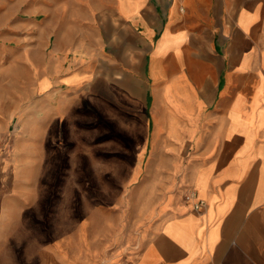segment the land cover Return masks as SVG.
I'll use <instances>...</instances> for the list:
<instances>
[{
    "label": "crops",
    "instance_id": "0c3cea01",
    "mask_svg": "<svg viewBox=\"0 0 264 264\" xmlns=\"http://www.w3.org/2000/svg\"><path fill=\"white\" fill-rule=\"evenodd\" d=\"M43 2L45 62L0 18V264H264V0ZM98 79L148 98L146 170L39 241L48 138Z\"/></svg>",
    "mask_w": 264,
    "mask_h": 264
},
{
    "label": "rangeland",
    "instance_id": "374dc122",
    "mask_svg": "<svg viewBox=\"0 0 264 264\" xmlns=\"http://www.w3.org/2000/svg\"><path fill=\"white\" fill-rule=\"evenodd\" d=\"M43 4L37 0L35 14L29 11L30 0H21L18 7L5 0L0 6L6 29L17 21L25 24L21 40L35 42L38 63L49 59L47 47L56 39L39 25L44 24ZM30 14L37 20L36 36L28 35ZM107 14L102 12V18ZM148 105L147 97L131 98L119 85L98 79L94 93L81 98L66 124L50 134L47 157L40 165L44 213L37 217L43 221L31 217L29 222L39 241L60 236L94 205L123 201L126 190L140 183L134 174L146 170L152 153Z\"/></svg>",
    "mask_w": 264,
    "mask_h": 264
},
{
    "label": "built area",
    "instance_id": "2783aa9c",
    "mask_svg": "<svg viewBox=\"0 0 264 264\" xmlns=\"http://www.w3.org/2000/svg\"><path fill=\"white\" fill-rule=\"evenodd\" d=\"M7 140H8V137H7ZM188 198H194L196 197L197 198V195H196V192L195 191H191L188 195H187ZM205 205V200L202 199V198H197L196 201L194 202V208L196 210H200L204 207Z\"/></svg>",
    "mask_w": 264,
    "mask_h": 264
}]
</instances>
